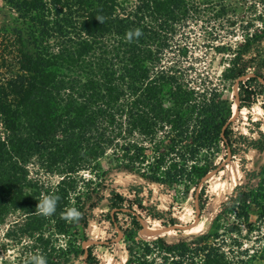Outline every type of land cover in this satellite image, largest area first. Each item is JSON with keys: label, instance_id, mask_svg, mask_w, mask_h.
<instances>
[{"label": "trees", "instance_id": "1", "mask_svg": "<svg viewBox=\"0 0 264 264\" xmlns=\"http://www.w3.org/2000/svg\"><path fill=\"white\" fill-rule=\"evenodd\" d=\"M3 1L12 17L0 30V227H5L0 253L16 249L17 260L10 264H25L33 254L43 255L47 264H69L84 255L86 204L113 172L188 191L216 169L221 148L233 154L223 82L234 83L249 64L264 69L259 53L264 30L245 35L243 45L229 50L232 57L216 84L188 62V34L192 22L202 21L203 8L217 4ZM222 9L210 8L211 16L222 15ZM136 28L142 35L129 42L125 34ZM253 43L255 57L244 60ZM214 48L224 50L220 44ZM243 84L238 83L239 111L253 95L242 96ZM42 194L58 197L51 216L36 207ZM115 196L119 201L109 205L120 209L122 198ZM69 208L79 217L66 219ZM252 209L257 222H264L262 178L237 188L210 231L190 243L135 240L128 232L124 263L252 264L259 249L250 252L237 238L225 248L223 238L229 217L251 232ZM148 222L161 226L157 219ZM85 253L92 264L90 251ZM0 264L9 263L0 259Z\"/></svg>", "mask_w": 264, "mask_h": 264}, {"label": "rangeland", "instance_id": "2", "mask_svg": "<svg viewBox=\"0 0 264 264\" xmlns=\"http://www.w3.org/2000/svg\"><path fill=\"white\" fill-rule=\"evenodd\" d=\"M197 1L203 6L204 3L218 6L203 8L207 11L203 12L202 21L190 24L188 41L191 46L188 62L195 71L207 73L213 83L220 84V72L228 65L232 57L230 52L244 44L245 35L251 36L256 30H264V0ZM221 7L222 15L212 17L210 8ZM11 17L12 12L6 3L0 0V30L10 23ZM219 44L224 50L214 48ZM253 46L255 43L249 53L243 55L244 60L255 57ZM259 53L264 57V39L260 42ZM0 68L4 70L1 64ZM259 75L262 78L258 77ZM249 76L253 80L246 82ZM236 82L237 80L234 83L223 82L224 96L231 105L228 122L233 154L221 148L218 158L214 161L216 169L210 171V175L197 187H191L188 191L181 187L173 190L157 183L145 182L125 172L111 173L96 188V193L86 204L87 223L84 234L87 239L80 243L84 255L72 257L73 260L69 264H87V250L90 251L92 264H123L128 257V232L136 235L135 240L151 241L161 238L166 244L178 241L190 243L193 238L210 231L212 220L235 196L237 188L254 186L260 178L264 180V174H258L264 166V90L259 87L260 84L264 85V69H257L249 64L241 79L244 83L240 91L243 92L242 96H246L247 92L253 94L246 105L241 107L247 109L248 114L245 109H238L240 97ZM102 163L106 166L105 160ZM46 180L55 182V178ZM115 194L122 198L120 209L111 208L109 205L110 202L119 201ZM249 215L252 228L249 233L248 226L238 224L232 217H229V221H223L228 227L223 233L224 247L232 246V238H237L242 243V248L259 249L261 254H255L252 264H264V222H257L253 209L249 211ZM149 219L159 220L162 228L156 222L147 223ZM11 220L13 217H8L7 221ZM134 221H137L138 225ZM140 223L144 224L143 230L148 235L144 234ZM238 225L240 234L237 233ZM4 228V225L0 227V237ZM16 257L18 254L13 248L0 253V259L9 264L15 262Z\"/></svg>", "mask_w": 264, "mask_h": 264}, {"label": "clouds", "instance_id": "3", "mask_svg": "<svg viewBox=\"0 0 264 264\" xmlns=\"http://www.w3.org/2000/svg\"><path fill=\"white\" fill-rule=\"evenodd\" d=\"M126 39L131 42L134 38H138L142 35V31L139 28L131 29L126 32ZM58 197L50 194H42L39 198L36 207L39 212L44 216H51L56 211ZM66 219L72 220L78 218L80 213L75 208H69L64 214ZM25 264H47V261L43 255L33 254Z\"/></svg>", "mask_w": 264, "mask_h": 264}, {"label": "water", "instance_id": "4", "mask_svg": "<svg viewBox=\"0 0 264 264\" xmlns=\"http://www.w3.org/2000/svg\"><path fill=\"white\" fill-rule=\"evenodd\" d=\"M242 78H243V74L237 79V82H236L237 86H238L239 81H241ZM248 78H250V76ZM209 175H210V173H208L202 180L206 179ZM140 224H141V228H142V223H140ZM143 231H145V230H143ZM144 234L148 235V233L146 231L144 232Z\"/></svg>", "mask_w": 264, "mask_h": 264}]
</instances>
